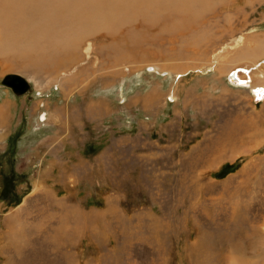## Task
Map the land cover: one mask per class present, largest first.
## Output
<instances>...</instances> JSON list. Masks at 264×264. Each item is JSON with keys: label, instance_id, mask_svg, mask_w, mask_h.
<instances>
[{"label": "rangeland", "instance_id": "374dc122", "mask_svg": "<svg viewBox=\"0 0 264 264\" xmlns=\"http://www.w3.org/2000/svg\"><path fill=\"white\" fill-rule=\"evenodd\" d=\"M262 39L264 0H0V264L258 252L264 102L225 73Z\"/></svg>", "mask_w": 264, "mask_h": 264}, {"label": "bare ground", "instance_id": "6f19581e", "mask_svg": "<svg viewBox=\"0 0 264 264\" xmlns=\"http://www.w3.org/2000/svg\"><path fill=\"white\" fill-rule=\"evenodd\" d=\"M88 11L89 10H86L84 13H88ZM254 48H255V50L252 52H248V50H249L248 47L245 48L246 50L238 51V54H237L238 56L235 58V62H238V63H236V65L232 66V68H230L225 73V75H226V77H228V81H229V83L232 84V86L234 85L236 87L249 89L251 91V94L253 95V99L258 98V99H261L262 102H264V40L262 39V40L255 41L254 42ZM84 50H85V55H86V52L88 55V51H90L89 46L87 45L84 48ZM240 54H242V55H240ZM57 62H58V60L54 61V64ZM214 68L216 69V64H215ZM152 69L154 70V67ZM230 72H231V74H230ZM229 74H230V76H229ZM42 116L44 117V115H42ZM249 194H252V193L249 192ZM260 204L262 206V203H260ZM215 224L217 225L216 222H215ZM213 226H214V224H213ZM260 230H261V228H260ZM262 232L264 233V228H262ZM249 242H250V240H249ZM259 244L261 246V249L258 252L254 253L252 256H245V255L240 256V254L238 252H235L236 243H229L227 245L229 256H231V255H233V256L230 259H228L227 262L231 260L230 264H257L259 259H262V261H264V234H263L262 240Z\"/></svg>", "mask_w": 264, "mask_h": 264}, {"label": "water", "instance_id": "95a60500", "mask_svg": "<svg viewBox=\"0 0 264 264\" xmlns=\"http://www.w3.org/2000/svg\"><path fill=\"white\" fill-rule=\"evenodd\" d=\"M0 86L10 89V91L17 96L32 91L29 83L24 78L15 74L4 76L0 80Z\"/></svg>", "mask_w": 264, "mask_h": 264}]
</instances>
